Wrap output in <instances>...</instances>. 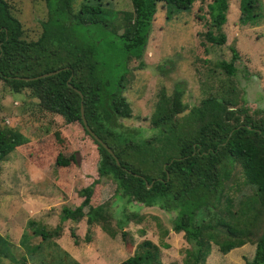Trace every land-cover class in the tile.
<instances>
[{
	"label": "trees",
	"instance_id": "obj_1",
	"mask_svg": "<svg viewBox=\"0 0 264 264\" xmlns=\"http://www.w3.org/2000/svg\"><path fill=\"white\" fill-rule=\"evenodd\" d=\"M130 1L133 10L118 33L110 29L112 16L99 0H83L77 10H73L75 0H44L46 19L41 24L42 33L37 40L27 41L9 4L0 0V80L14 93L29 89L39 99L42 109L61 115L66 123L78 121L99 152L95 168L97 180H109L115 192L126 197L127 203L158 205L174 211L172 230L183 232L190 244L184 250L182 264H206L212 244L226 254L245 243L239 236L251 232L248 225H258L257 204L264 207V116H253L245 105L240 107L238 97L228 96L236 90L232 78L227 79L221 97L210 95L188 114L179 116L187 108L182 100L184 89L181 83H176L172 95L161 90L155 105L151 124L156 134L138 140L137 128L120 121L132 115L123 95L127 71L124 65L131 58H142L159 3L170 9L188 11L195 0ZM230 3L231 0H211L207 4L211 28L204 36L208 42L217 45L226 42L223 25ZM256 3L257 0H239V22L246 24L256 19ZM106 34L112 36L107 38ZM230 50V59L218 60L217 66L231 77L236 76L234 62L239 53L233 46ZM57 69L61 70L53 75L25 79ZM81 107L89 127L110 147L118 161L85 129ZM57 139H60L58 135ZM26 142L27 137L19 130L0 125V163ZM228 161L239 163L244 182L255 192L245 207L235 211L231 210V185H227L231 176ZM60 162L57 158L56 163ZM95 184L93 180L77 191L82 199L77 206H64L61 210L63 221L78 222L85 218L87 241L93 225H99L111 237L117 234L104 211L107 202L92 204ZM222 200L226 202L224 205ZM220 212L228 215L229 220L244 217L247 227L238 229L221 218L213 223L212 219ZM123 217L124 221L139 223L145 215L132 211L123 212ZM218 226L227 232L222 240ZM33 229L43 239L48 236L44 227ZM61 230L59 223L52 233L58 235ZM71 235L75 236L73 231ZM74 240L76 243L77 239ZM8 251V241L0 236V256L2 252L7 255ZM119 264L165 263L160 260L158 245L143 240ZM244 264H264V222L254 255L245 259Z\"/></svg>",
	"mask_w": 264,
	"mask_h": 264
},
{
	"label": "rangeland",
	"instance_id": "obj_2",
	"mask_svg": "<svg viewBox=\"0 0 264 264\" xmlns=\"http://www.w3.org/2000/svg\"><path fill=\"white\" fill-rule=\"evenodd\" d=\"M6 1L22 25L23 38L37 40L42 33V21L46 19L44 0ZM82 1L75 0L73 10H77ZM99 1L112 16L110 29L121 33L126 16L133 10L131 1ZM209 2L211 0H195L188 11L170 9L159 3L142 58H131L124 65L127 71L123 95L131 106L132 115L120 121L125 126L137 128L138 140L156 134L151 124L155 105L161 90L172 95L176 83H181L184 89L182 100L187 108L179 116L188 114L210 95L221 97L227 79L231 78L236 90L228 96L238 97L240 107L246 106L253 116H264V96L258 90L260 87L264 90V0H257L254 8L257 17L246 24L238 19L239 0H231L230 12L223 25L227 37L223 45L210 43L204 36L211 28ZM110 34L106 37L110 38ZM101 39L105 40V33ZM231 46L238 50L239 56L234 62L236 76L230 77L217 66V61L230 59ZM0 125L15 128L28 139L0 163V236L9 243L7 255L2 252L0 256V264H119L131 256L143 240L158 245L163 263L182 264L184 250L190 244L184 239L183 232L172 230L176 213L158 205L147 207L139 202L127 203L126 197L115 192L109 180H97L95 168L99 152L78 121L66 123L61 115L42 109L39 99L29 89L14 93L0 80ZM57 158L60 164L56 163ZM228 163L231 176L227 185H231V210L235 211L245 207L255 192L244 182L239 163ZM93 180L96 184L92 204L107 202L104 211L117 234L111 237L99 225H93L90 241H87L85 218L78 222L63 221L61 210L64 206H77L82 200L77 191ZM221 203L226 202L222 200ZM257 207L258 225H248L251 232L239 236L245 243L226 254L219 251L218 245L212 244L206 264H244L245 259L253 257L264 222V207L259 204ZM84 211H87L86 207ZM132 211L144 214V220L139 223L124 221L123 212ZM220 218L238 229L247 227L244 217L229 220L223 213L212 222ZM59 223L62 230L55 235L52 231ZM34 226L44 227L48 236L43 239L42 235L34 233ZM218 229L222 240L227 232L224 227L218 226ZM72 231L75 236L71 235ZM74 239H77L76 243Z\"/></svg>",
	"mask_w": 264,
	"mask_h": 264
},
{
	"label": "water",
	"instance_id": "obj_3",
	"mask_svg": "<svg viewBox=\"0 0 264 264\" xmlns=\"http://www.w3.org/2000/svg\"><path fill=\"white\" fill-rule=\"evenodd\" d=\"M61 69H57V70H54V71H50V72H47V73H43L41 75H38V76H35V77H26L25 79H35V78H38V77H43V76H49V75H53L55 73H58ZM81 118H82V121H83V124H84V127L85 129L89 132V134L98 142L100 143L114 158L116 161H118V159L116 158L115 154L113 153V151L110 149V147L105 144L99 137L97 134L94 133V131H92V129L89 127L85 117H84V113H83V109L81 107Z\"/></svg>",
	"mask_w": 264,
	"mask_h": 264
},
{
	"label": "crops",
	"instance_id": "obj_4",
	"mask_svg": "<svg viewBox=\"0 0 264 264\" xmlns=\"http://www.w3.org/2000/svg\"><path fill=\"white\" fill-rule=\"evenodd\" d=\"M230 7H231V3H230ZM257 89H258V88H257ZM258 90H260V94L264 96V90H263L261 87H260V89H258ZM255 102H258V101L255 100Z\"/></svg>",
	"mask_w": 264,
	"mask_h": 264
}]
</instances>
